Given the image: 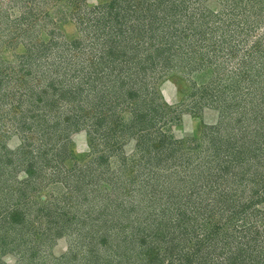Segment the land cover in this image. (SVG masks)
<instances>
[{
	"label": "rangeland",
	"instance_id": "1",
	"mask_svg": "<svg viewBox=\"0 0 264 264\" xmlns=\"http://www.w3.org/2000/svg\"><path fill=\"white\" fill-rule=\"evenodd\" d=\"M0 264H264V0H0Z\"/></svg>",
	"mask_w": 264,
	"mask_h": 264
}]
</instances>
